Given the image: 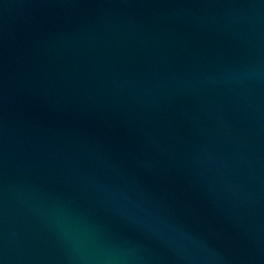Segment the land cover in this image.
Returning a JSON list of instances; mask_svg holds the SVG:
<instances>
[{"label": "water", "instance_id": "water-1", "mask_svg": "<svg viewBox=\"0 0 264 264\" xmlns=\"http://www.w3.org/2000/svg\"><path fill=\"white\" fill-rule=\"evenodd\" d=\"M0 264H264V0H0Z\"/></svg>", "mask_w": 264, "mask_h": 264}]
</instances>
